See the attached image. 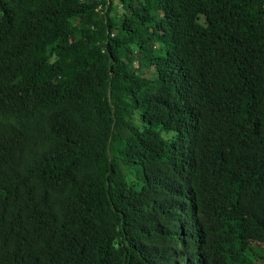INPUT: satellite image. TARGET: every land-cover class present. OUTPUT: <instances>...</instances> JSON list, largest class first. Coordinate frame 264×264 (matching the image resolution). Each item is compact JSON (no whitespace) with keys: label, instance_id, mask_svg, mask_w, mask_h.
<instances>
[{"label":"trees","instance_id":"16d2710c","mask_svg":"<svg viewBox=\"0 0 264 264\" xmlns=\"http://www.w3.org/2000/svg\"><path fill=\"white\" fill-rule=\"evenodd\" d=\"M0 264H264V0H0Z\"/></svg>","mask_w":264,"mask_h":264},{"label":"rangeland","instance_id":"374dc122","mask_svg":"<svg viewBox=\"0 0 264 264\" xmlns=\"http://www.w3.org/2000/svg\"><path fill=\"white\" fill-rule=\"evenodd\" d=\"M132 173H133V176H134L132 180L134 182H137L136 187L139 188L141 184L139 183L140 177H139V174H138L139 172H138V169H137L136 165L133 166Z\"/></svg>","mask_w":264,"mask_h":264}]
</instances>
